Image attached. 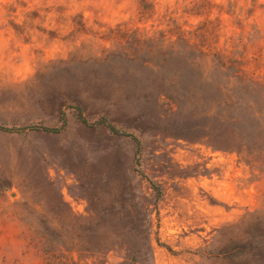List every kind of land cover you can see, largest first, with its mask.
Wrapping results in <instances>:
<instances>
[{
    "label": "rangeland",
    "instance_id": "obj_1",
    "mask_svg": "<svg viewBox=\"0 0 264 264\" xmlns=\"http://www.w3.org/2000/svg\"><path fill=\"white\" fill-rule=\"evenodd\" d=\"M200 1L0 0V264H264V0Z\"/></svg>",
    "mask_w": 264,
    "mask_h": 264
},
{
    "label": "trees",
    "instance_id": "obj_2",
    "mask_svg": "<svg viewBox=\"0 0 264 264\" xmlns=\"http://www.w3.org/2000/svg\"><path fill=\"white\" fill-rule=\"evenodd\" d=\"M195 4H198V6L201 7L200 11L208 14L214 3L211 0H201L199 3H195ZM141 11L145 12L146 10L142 9ZM211 23H212L211 20L205 19L200 26H198L194 31L189 32V34H187L184 30L179 31L176 40H178V42L182 46L192 51L191 56L193 59L190 62L193 63L195 58L205 59L208 55H212L221 68L231 69L232 74L237 78H239L241 81H249L252 84L253 83L261 84V80L255 76L254 71H250L248 69L243 68V62L238 60L237 58H234L231 53L232 51L228 50L227 48H216L214 45L212 46V44L208 42L207 32L209 34L212 31L211 29L208 28L209 24ZM198 28L200 29V31L197 30ZM163 38L165 40L170 41L165 37ZM61 116L63 117V112L61 113ZM80 117L84 122L87 121L86 118L81 115V112H80ZM64 121L65 120H63V122ZM98 121L104 122L112 131L130 135L137 141L136 136H134L132 133L124 130H119L112 123L108 122L104 117L100 118ZM42 127L45 130L59 129L57 127H49V126H42ZM6 129L8 128L6 127ZM138 148L139 146H137L136 151L138 150Z\"/></svg>",
    "mask_w": 264,
    "mask_h": 264
}]
</instances>
